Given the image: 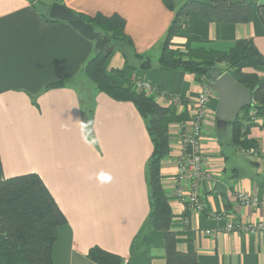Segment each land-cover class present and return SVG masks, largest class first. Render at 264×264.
<instances>
[{
  "label": "crops",
  "instance_id": "0c3cea01",
  "mask_svg": "<svg viewBox=\"0 0 264 264\" xmlns=\"http://www.w3.org/2000/svg\"><path fill=\"white\" fill-rule=\"evenodd\" d=\"M165 1L61 3L75 14L119 15L135 53L152 59V68L126 70L122 53L113 51L108 74L135 91H140L139 82H149L158 90L147 95L179 117L170 127L172 152L161 167L178 250L186 252L191 242L199 264H264V232L220 231L227 221L211 216L224 212L245 223L264 221L263 207L246 208L234 197L241 192L264 199V117L254 118L250 110L248 138L256 148H241L232 140V124L217 127L215 94L202 136L204 165L213 174L200 188L204 210L197 212L173 197L182 129L190 124L205 83L213 82L210 76L199 79L159 64L175 17ZM174 1L178 5L179 0ZM190 37L197 38L192 48L216 51H229L238 40L250 39L264 57V0H257L247 24L210 23L192 13L172 47L184 49ZM98 51L94 41L66 22L46 21L29 1L0 0V182L35 173L52 194L66 218L53 247L54 264H59L56 251L62 246H66L68 264H97L87 255L95 246L120 256L124 264H166L165 234L151 227L146 241L131 254L132 242L150 213L147 166L153 144L131 102L116 101L88 84L83 70ZM223 66H218L222 75L227 73ZM245 71L264 77V66ZM57 81L65 86L46 89ZM163 91L181 102L163 96ZM90 111L88 128L84 118ZM241 112L238 117L243 118ZM217 182L228 187L226 195L215 190Z\"/></svg>",
  "mask_w": 264,
  "mask_h": 264
},
{
  "label": "trees",
  "instance_id": "16d2710c",
  "mask_svg": "<svg viewBox=\"0 0 264 264\" xmlns=\"http://www.w3.org/2000/svg\"><path fill=\"white\" fill-rule=\"evenodd\" d=\"M40 11L46 21L60 22L49 18L53 3L61 0H27ZM257 0H185L177 5L174 0L165 4L175 10V17L167 32L159 64L171 69H181L197 78L209 77V71L224 65L222 69L245 85L252 93L254 105L242 111V117L232 124V140L246 150L256 148V143L248 138L252 125L250 110L254 118L264 117V77L258 73L246 72L264 66V57L252 40H238L229 51L194 49L192 43L197 38L190 37L184 49L172 47V40L180 34L186 19L197 12L210 23L247 24ZM63 5V4H62ZM87 23L101 30L110 43L104 51H98L84 67V73L97 89L120 102H131L146 124L153 144V152L148 160L147 181L149 186L150 213L132 242L131 254L137 253L138 244H143L148 228L160 231L166 238V264H199L194 245L188 243L186 252L178 250V242L172 231V209L166 197L162 176V162L171 154L170 127L178 123L179 117L169 106H163L143 91H135L121 86L108 73V61L113 51H120L125 58L126 70L152 68V59L137 54L132 42L125 33V20L119 15L88 16L77 14ZM118 75H122L118 72ZM65 86L57 81L46 86L58 88ZM36 105V101H34ZM90 127L92 112L84 118ZM66 223L52 194L38 174L30 173L8 178L0 182V264H54L53 247L58 238L59 228ZM88 258L97 264H124L120 256L95 246L88 252Z\"/></svg>",
  "mask_w": 264,
  "mask_h": 264
},
{
  "label": "built area",
  "instance_id": "2783aa9c",
  "mask_svg": "<svg viewBox=\"0 0 264 264\" xmlns=\"http://www.w3.org/2000/svg\"><path fill=\"white\" fill-rule=\"evenodd\" d=\"M137 86L140 91L148 94L158 90L147 81L139 82ZM162 95H168L171 100L176 103L181 102L178 96L167 94L165 91H163ZM214 95L212 83L206 82L201 94L195 102L192 115L193 118L190 124L184 127L181 132L179 141L180 154L173 182V197L197 212H202L205 207L201 199L200 188L204 182L213 178V174L207 171L204 165L202 136L204 122L208 115V104ZM234 197L246 208H264V199L256 195L238 192ZM211 216L217 221L224 219L227 221L225 228L220 231H225L227 233L242 231L254 235L264 232V221L258 223H245L240 220H234L224 212L213 213ZM206 233L212 234L213 232L207 230Z\"/></svg>",
  "mask_w": 264,
  "mask_h": 264
},
{
  "label": "water",
  "instance_id": "95a60500",
  "mask_svg": "<svg viewBox=\"0 0 264 264\" xmlns=\"http://www.w3.org/2000/svg\"><path fill=\"white\" fill-rule=\"evenodd\" d=\"M48 15L50 19L66 22L86 39L94 41L96 49L101 51L107 49L110 39L101 30L87 23L66 6L53 3ZM209 76L213 82V90L219 99L216 113L217 127L226 129L227 126L236 122L241 111L252 106L253 95L245 85L236 82L231 74L222 75L221 69L218 67L212 68L209 71ZM215 190L226 195L228 187L222 182H217Z\"/></svg>",
  "mask_w": 264,
  "mask_h": 264
},
{
  "label": "rangeland",
  "instance_id": "374dc122",
  "mask_svg": "<svg viewBox=\"0 0 264 264\" xmlns=\"http://www.w3.org/2000/svg\"><path fill=\"white\" fill-rule=\"evenodd\" d=\"M180 1H183V0H179V2ZM179 2H178V5L180 4ZM153 58L156 59L157 57L154 56ZM223 68L226 69L225 66H223ZM87 82H88V84H91V86H93L94 88H97L96 85L92 81H90L88 78H87ZM75 86H77L76 83H75ZM78 86H80V85H78ZM58 235H59V233H58ZM66 251H67L66 250V246H62L61 250L59 252L56 251V257H57V260H58L59 264H68V257H67V252ZM53 260H54V258H53Z\"/></svg>",
  "mask_w": 264,
  "mask_h": 264
},
{
  "label": "flooded vegetation",
  "instance_id": "af4514ba",
  "mask_svg": "<svg viewBox=\"0 0 264 264\" xmlns=\"http://www.w3.org/2000/svg\"><path fill=\"white\" fill-rule=\"evenodd\" d=\"M213 84V83H212ZM213 88V87H212ZM216 94V93H215Z\"/></svg>",
  "mask_w": 264,
  "mask_h": 264
}]
</instances>
